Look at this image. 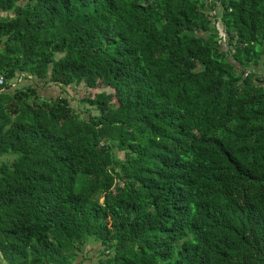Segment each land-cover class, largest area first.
<instances>
[{
  "label": "trees",
  "instance_id": "obj_1",
  "mask_svg": "<svg viewBox=\"0 0 264 264\" xmlns=\"http://www.w3.org/2000/svg\"><path fill=\"white\" fill-rule=\"evenodd\" d=\"M261 67L264 0H0V257L264 264Z\"/></svg>",
  "mask_w": 264,
  "mask_h": 264
},
{
  "label": "rangeland",
  "instance_id": "obj_2",
  "mask_svg": "<svg viewBox=\"0 0 264 264\" xmlns=\"http://www.w3.org/2000/svg\"><path fill=\"white\" fill-rule=\"evenodd\" d=\"M264 68V67H263ZM247 72L244 73L246 75ZM262 76V74H260ZM28 82V81H27ZM26 79L22 78L19 83H14L13 86L16 87L19 85H24L27 83ZM33 83V82H32ZM39 93L41 97H47L49 99L57 98L58 96L64 95L69 98L72 105L80 112L83 113L84 116L88 117V111L90 107L88 104H85L82 102V98L85 96H91L93 97L95 93L101 92L103 90H106L104 88H98V89H92V88H86L84 85H79L77 87H61L59 85H56L54 83H48L44 84L43 81H39ZM29 84V83H27ZM16 85V86H15ZM107 91L112 92V90L107 89ZM104 250V246H102L101 243L96 241L95 239L91 238L87 242V244H84L81 247V252L79 253V256L75 262V264H96L100 258L102 257V253ZM5 261L2 257H0V264H4ZM6 264V263H5Z\"/></svg>",
  "mask_w": 264,
  "mask_h": 264
},
{
  "label": "built area",
  "instance_id": "obj_3",
  "mask_svg": "<svg viewBox=\"0 0 264 264\" xmlns=\"http://www.w3.org/2000/svg\"><path fill=\"white\" fill-rule=\"evenodd\" d=\"M222 44H223L224 46H226V44H227L225 37H224L223 40H222ZM246 75H247V73H246ZM246 75H245V76H246ZM4 83H5V79H4L3 76H1V77H0V84L3 85Z\"/></svg>",
  "mask_w": 264,
  "mask_h": 264
},
{
  "label": "crops",
  "instance_id": "obj_4",
  "mask_svg": "<svg viewBox=\"0 0 264 264\" xmlns=\"http://www.w3.org/2000/svg\"><path fill=\"white\" fill-rule=\"evenodd\" d=\"M258 70H259L258 72H259L260 74H261L262 72H264V68H262V67H261V68H258Z\"/></svg>",
  "mask_w": 264,
  "mask_h": 264
}]
</instances>
